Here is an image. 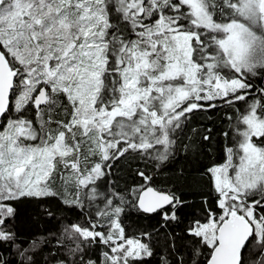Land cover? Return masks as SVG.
<instances>
[{
    "label": "snow or ice",
    "instance_id": "6c2138e0",
    "mask_svg": "<svg viewBox=\"0 0 264 264\" xmlns=\"http://www.w3.org/2000/svg\"><path fill=\"white\" fill-rule=\"evenodd\" d=\"M0 264H264V0H0Z\"/></svg>",
    "mask_w": 264,
    "mask_h": 264
},
{
    "label": "trees",
    "instance_id": "16d2710c",
    "mask_svg": "<svg viewBox=\"0 0 264 264\" xmlns=\"http://www.w3.org/2000/svg\"><path fill=\"white\" fill-rule=\"evenodd\" d=\"M259 84V81L257 82ZM233 110L227 109L224 107H219L214 111L208 112H195L191 115L190 120L188 121L187 129L185 130L183 142L185 144L199 142L200 138L203 135H208L209 130L213 136L211 145H208V142H204L207 152L211 156H215L219 153L220 148L224 144V139L221 133L227 130L229 126V121L227 120V115L231 114ZM200 161L203 164H207L208 160L202 155ZM136 164L133 163L131 167H135ZM177 166H183L190 170V184L185 188V191L189 193L188 199L194 201L195 204L199 203V197L193 195L197 191H200L205 188L203 181L199 179L197 173V165L195 161L186 162L183 159L177 161ZM116 175L123 177L120 181L123 185L124 180L130 178L129 166L122 162L121 165L117 166ZM58 201L56 199H50L47 204L36 205L32 203L27 206V214L21 218L22 227L26 231L33 233H43L46 229H51L55 226V220H49L46 215L43 214V209L46 207H51L56 213L57 220L64 215L63 210H57ZM73 214L69 213L71 217ZM83 221V217H81ZM126 223L131 225L132 229H135L138 224H147L149 221L135 215L134 213L129 216L126 220ZM176 231L179 232L180 228H176Z\"/></svg>",
    "mask_w": 264,
    "mask_h": 264
}]
</instances>
